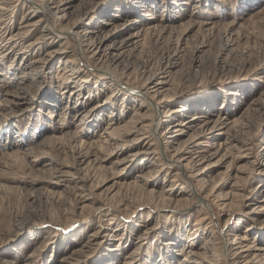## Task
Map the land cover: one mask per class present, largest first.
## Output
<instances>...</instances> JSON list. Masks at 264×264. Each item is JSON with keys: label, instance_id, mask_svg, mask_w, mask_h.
Returning <instances> with one entry per match:
<instances>
[{"label": "rangeland", "instance_id": "rangeland-1", "mask_svg": "<svg viewBox=\"0 0 264 264\" xmlns=\"http://www.w3.org/2000/svg\"><path fill=\"white\" fill-rule=\"evenodd\" d=\"M3 1L0 264H186L187 251L203 253L205 244L224 264L229 232L244 249L264 247V0H43L61 18L57 27L81 38L80 49L30 1ZM26 22L35 25L18 37ZM116 78L154 92L161 134L201 114L226 119L223 132L235 138L225 143L217 133L210 145L222 144L228 157L198 185L211 192L212 210L193 203L189 173L172 182L165 168L142 184L138 175L163 163L141 128L151 120L149 100L140 103ZM111 118L131 123L130 132L105 138Z\"/></svg>", "mask_w": 264, "mask_h": 264}, {"label": "bare ground", "instance_id": "bare-ground-1", "mask_svg": "<svg viewBox=\"0 0 264 264\" xmlns=\"http://www.w3.org/2000/svg\"><path fill=\"white\" fill-rule=\"evenodd\" d=\"M27 1H30L32 5H35L42 12V15H44V16L46 15L49 18V19L47 18V20H45V21L49 22V25H51L52 28L56 31V35L59 34L60 35L59 37L71 40L72 42H74L77 45V48H79V49L81 48V38L78 35H76V33H73L71 30H63V29H60V27L59 28L57 27V24L54 22V20L56 21L57 19H61V18L56 17V15L52 13V9L49 8V6L47 5V2L44 3L43 0H27ZM9 2H10V0H4L2 3L5 4V6H7ZM6 11L9 12L8 10H6ZM62 11H63V9H62ZM256 11L257 12H255L254 15H260L262 12V10H259V11L256 10ZM31 12L32 11L30 9L27 10L28 14ZM251 17H252V15H251ZM51 20H52V22H51ZM42 21H43V19L38 20V22H42ZM2 22H4V19H0V23H2ZM34 25L35 24H30V23L22 25L21 27L18 28L19 33H17V36L19 37V36L25 35L26 32H29L30 28L33 27ZM154 29H156V28L152 27V30H154ZM0 30H2V31H0V42L7 41L6 38H4L5 34L7 32V27L5 28V26H0ZM150 30H151V28H148L146 30L147 33H149ZM48 31H50V33H53L50 29ZM66 36H67V38H66ZM137 36L138 35H136V37ZM9 39L13 40V38H9ZM6 43H8V42H6ZM6 43L3 45L6 46L7 45ZM13 43H15V42H13ZM90 48H93L92 51L94 49H96V46H94V43L90 44ZM80 51L82 52V49ZM97 52H101L100 48H97V51L94 52L92 55L96 56ZM80 56H81V58H80L81 62L83 63V60H85V58L83 57V52L80 54ZM37 62L38 61H35L34 63H37ZM85 66L90 67L91 65L87 62L85 64ZM102 73L105 75H109L110 77L113 76L112 72L109 70H104V72L102 71ZM116 83L120 84L125 89L126 88L131 89V90L135 91L137 94H139L140 98L142 97V99H138V101L140 103L143 104L144 102H147V100H149V102H147V107L151 111V120H150L149 124H147L145 126L142 125L143 127H141V128H142V131L148 130L149 136L156 142V145L160 149L159 157L161 158L163 163H161L159 165H155V169H153L152 171H150V170L146 171L145 170L144 176L138 175V177L141 179L142 184L144 186H147V187L150 186L152 184L151 179L154 178V176L157 173H159V172L162 173V171L165 168L174 172L171 174L172 175L171 176L172 182H174L176 180V178H178V177H186L187 173H189L191 175L194 174V176H193L194 179H192L191 175H189L186 178L187 179L186 181L190 182V185H189L190 193L189 194L191 195L192 199L195 200V202H193V203H196V204L202 206L204 210H212L210 207V201H209V198L211 197V194H210L211 192L206 194V195H203L204 191L201 190V188L206 187L205 185H207L206 181H204V177L208 173L210 167L221 165V163L224 162V160L228 157L226 154H221V151H223L222 144H220L218 146L219 147L218 150H214L212 152V150H211L212 146L210 145V142L212 141L213 138L216 137L215 134H217V133L219 135H225L226 134L225 135V138H226L225 143L231 142L235 138L234 136L228 135L227 132H223L226 129V124L223 121L224 120L226 121V119L219 116L217 120H212V119L208 118L205 114H201V115L193 116V118H191L187 122L186 121L185 122H178L177 124L170 125L169 126L170 129L167 128V130H165L164 133L161 134L158 131L159 127L156 126V121H158V120H160L161 122H166V121H164L162 119L163 115L160 111V103L161 102L158 100H154L155 96L154 95L151 96V94H150V93H154V92H148L149 90L146 88H143V87H139V88L132 87L128 83L122 81L120 78H116ZM132 98H135V96H133ZM136 101H137V99H136ZM176 111H178V110L177 109H171L168 111V113L169 114L175 113ZM84 116H86V115H83V117ZM141 120H142V118H139L138 124L143 123ZM237 122H238V120L234 119L229 124L232 127H234V125H236ZM128 124L130 125L131 123H126V122H119L118 123V122H116V120L114 118H111V120L108 122V126L106 127L103 134L105 135V138L106 137L108 138V140H111V141L115 140L116 141L117 139L123 138V136L127 135L130 132ZM186 124L187 125L191 124V125L186 126ZM194 124H195V126H194ZM178 125L183 126V128L178 129L177 128ZM191 129H192V131L189 134L188 138L183 143L181 142L180 144H178L177 147L173 150V155H170L169 154L170 153L169 148H172V146H173L172 144L177 142V140L179 139V135L185 134L184 130H191ZM162 137H164L165 141L164 140L162 141ZM105 138H103L104 142L106 140ZM103 144H105V143H103ZM103 144L100 145L101 148H102ZM81 145L87 146L84 142H81ZM183 149L187 154H190L191 157L181 156ZM91 154L92 153L90 152V150H87L84 154L85 159H89ZM180 156L182 158H180ZM261 166L264 167V161L261 162ZM167 174H168V172H167ZM193 182H194V184H193ZM200 184H201V188L199 189L198 185H200ZM150 188L151 189H149V191H147V193L146 192L145 193L153 195V197H154V194H155L154 189L152 187H150ZM214 188L215 187H213L212 189H214ZM167 191H169V190H166V192ZM182 193H184V192H182ZM167 196H169V195H167ZM167 196L165 194H160L159 199H162L163 201L168 200ZM229 198L224 199V201H227ZM177 201H179V199ZM227 204L228 203H226V202H222L220 207L222 206L225 209V207L228 206ZM190 236L191 235H189V238H190L189 240H192V238ZM226 236H228L230 238L227 240H223L222 246H221V255H222L224 264H262V263H259V259L264 258V247H258L257 246L253 250V248L255 246L254 247L249 246L248 248L244 249L243 247H241V242L240 243L236 242V240L240 236L236 237L232 232H229ZM240 240L246 241L247 237L243 236L240 238ZM202 248L205 251H203V253H200V254H197L191 250L187 251L189 258H188V262L186 264H200V263H198L199 262L198 259H203L204 261L207 262V264L216 263L213 254H211L213 256H207V252H208L209 248L206 246V244ZM194 256H195V258H194ZM184 259H186V258H184ZM124 264H126V262Z\"/></svg>", "mask_w": 264, "mask_h": 264}]
</instances>
